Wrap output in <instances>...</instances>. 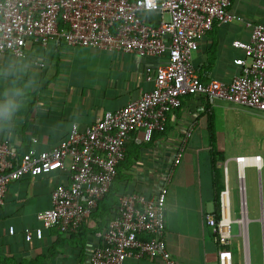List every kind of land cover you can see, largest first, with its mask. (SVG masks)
<instances>
[{"label": "crops", "instance_id": "0c3cea01", "mask_svg": "<svg viewBox=\"0 0 264 264\" xmlns=\"http://www.w3.org/2000/svg\"><path fill=\"white\" fill-rule=\"evenodd\" d=\"M231 9L254 24L264 23V0H233ZM146 18L152 25L169 21V15L160 12ZM251 34L244 22L215 24L194 56L202 81L230 83L241 72L234 61L246 56L233 43L249 42ZM164 61L53 41L46 47L29 43L20 57L0 54V106L9 101L17 105L9 118H0V141H10L19 152L53 150L69 137L74 124L84 130L107 112H116L152 91L154 85L147 80L146 69ZM180 148L184 149L182 160L173 166ZM247 156H261L263 165L261 169L245 167L240 180L235 160ZM225 164L231 202L232 196L237 203L243 198L248 221L247 242L236 225L237 235L226 251L233 264H264L259 244L262 236L264 245V113L201 97L185 98L180 108L167 115L166 131L156 134L151 143H128L125 161L118 169L116 202L105 198L76 233L65 236L46 229L42 240L25 239L26 229L42 227L38 216L52 208L53 190L69 184L67 172L12 183L0 211V264H91L90 252L100 243L97 234L115 215L119 197H152L169 176V251L178 264H219L220 249L206 216L216 215L219 194L225 188ZM125 264L162 262L129 258Z\"/></svg>", "mask_w": 264, "mask_h": 264}, {"label": "built area", "instance_id": "2783aa9c", "mask_svg": "<svg viewBox=\"0 0 264 264\" xmlns=\"http://www.w3.org/2000/svg\"><path fill=\"white\" fill-rule=\"evenodd\" d=\"M232 6L233 0H0V54L20 57L29 43L46 47L53 41L142 58H165L156 68L146 69L147 80L154 85L152 91L116 112H107L84 130L74 124L69 137L53 150L33 148L22 155L10 141H0V211L12 183L25 177L44 179L55 171L70 175L69 184L53 190L52 208L39 214L42 227L25 230L27 242L42 240L46 229L65 236L76 233L110 193L128 143L149 144L156 134L164 133L167 115L180 108L185 98L223 100L264 113V23L254 24L237 16ZM155 12L167 13L169 21L152 25L146 16ZM239 21L252 31L249 42L233 43L246 54L234 61L241 72L230 83L203 82L194 65L200 41L215 24ZM183 151L179 149L173 166L180 164ZM235 161L240 180L245 167L261 169L263 165L261 156ZM224 169L219 215H207L206 224L220 249L219 264H233L226 251L234 239L233 226H239L247 242L248 221L245 203L242 216L232 218L226 164ZM170 182L171 176L152 197H119L115 215L97 234L100 243L90 252L91 264H125L129 258L178 264L166 242ZM9 231L14 235V228Z\"/></svg>", "mask_w": 264, "mask_h": 264}, {"label": "rangeland", "instance_id": "374dc122", "mask_svg": "<svg viewBox=\"0 0 264 264\" xmlns=\"http://www.w3.org/2000/svg\"><path fill=\"white\" fill-rule=\"evenodd\" d=\"M229 168H230L231 175H232V173H233V164L232 163L230 164ZM257 179L259 181V174H257ZM231 183H232V176H231ZM243 204H244V201H243L242 197L240 198V203H237V202H235L233 200V196H232V218L234 220L239 219L242 216L241 212H242V209H243ZM249 205H250V210H252L251 204H249ZM261 205H262L261 197H259V200H258L259 212L261 210ZM233 232H234V235H237L238 226H236V225L233 226ZM254 243H255L254 238H253V236H251L250 247H251L252 250H254V248L256 247ZM257 243H258V241L256 242V245H257ZM259 244H261V252L264 255V245H263V237L262 236L259 239Z\"/></svg>", "mask_w": 264, "mask_h": 264}, {"label": "trees", "instance_id": "16d2710c", "mask_svg": "<svg viewBox=\"0 0 264 264\" xmlns=\"http://www.w3.org/2000/svg\"><path fill=\"white\" fill-rule=\"evenodd\" d=\"M155 137V136H154ZM28 151H25V152H20L22 155H24V154H26ZM220 195V194H219ZM107 199H109L111 202H113V203H115L116 202V199H117V178L115 179V182H114V184H113V187H112V189H111V191H110V193L107 195V197H106ZM219 215V200H218V209H217V212H216V216H218ZM108 217H109V215H108ZM111 219V218H110ZM110 219H108L107 221H106V224L108 225V223H109V221H110ZM82 226H84V224L82 225ZM82 226L80 227V228H82ZM80 228H79V230H80ZM78 230V231H79ZM77 231V232H78ZM4 264H6V262H4Z\"/></svg>", "mask_w": 264, "mask_h": 264}, {"label": "clouds", "instance_id": "9594fccd", "mask_svg": "<svg viewBox=\"0 0 264 264\" xmlns=\"http://www.w3.org/2000/svg\"><path fill=\"white\" fill-rule=\"evenodd\" d=\"M16 106L17 105L12 101H9L6 105L0 106V118H9Z\"/></svg>", "mask_w": 264, "mask_h": 264}]
</instances>
